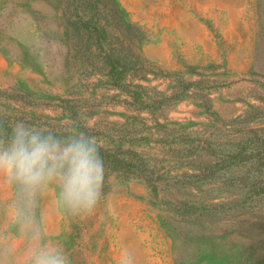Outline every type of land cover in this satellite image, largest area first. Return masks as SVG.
<instances>
[{"label": "rangeland", "instance_id": "1", "mask_svg": "<svg viewBox=\"0 0 264 264\" xmlns=\"http://www.w3.org/2000/svg\"><path fill=\"white\" fill-rule=\"evenodd\" d=\"M114 4L131 29L108 24L99 47L76 35L70 0H0V141L18 121L60 137L81 128L139 175L104 164L102 199L84 217L48 184L33 209L40 243L69 264H264V0L101 9ZM136 54L163 70L137 81L139 99L111 85L105 62ZM18 194L0 177V247L15 243L3 264H26L31 243L12 219Z\"/></svg>", "mask_w": 264, "mask_h": 264}, {"label": "clouds", "instance_id": "2", "mask_svg": "<svg viewBox=\"0 0 264 264\" xmlns=\"http://www.w3.org/2000/svg\"><path fill=\"white\" fill-rule=\"evenodd\" d=\"M67 131L68 135L60 137L51 129L18 121L10 138L0 141V177L19 189L12 219L18 223L20 235L31 239L26 264H69L62 247L40 243L42 234L33 213L38 192L57 183L60 203L78 217L94 212L103 196L105 169L97 138L81 128ZM14 251V242L0 247L5 256ZM124 255L118 264H130Z\"/></svg>", "mask_w": 264, "mask_h": 264}, {"label": "trees", "instance_id": "3", "mask_svg": "<svg viewBox=\"0 0 264 264\" xmlns=\"http://www.w3.org/2000/svg\"><path fill=\"white\" fill-rule=\"evenodd\" d=\"M103 1L70 0L72 7L75 9V15L71 17V20L73 21L76 35L80 37L84 33L91 34L99 47H104V42L108 40L106 31L108 24L116 30L124 31L131 29V26L125 22L123 12L117 5H113V9L110 11L111 14L104 13L101 9ZM103 22L106 23L104 24ZM105 59L109 69L111 85L117 89L126 91L135 99H139L142 96V93H139V89H147L145 85L137 83V81L148 80L147 76L153 70H162L159 66L144 59L140 54L132 57L107 56ZM183 97L181 93H176L175 95H171V97H166L163 103L165 104L171 100L177 102ZM140 103L146 110H155L160 106L144 103L143 101ZM64 108L73 115H76L69 105H66ZM100 154L105 165L112 166L116 170L127 174L132 173L139 176L133 163L125 161L124 158L114 156L103 148H100Z\"/></svg>", "mask_w": 264, "mask_h": 264}]
</instances>
